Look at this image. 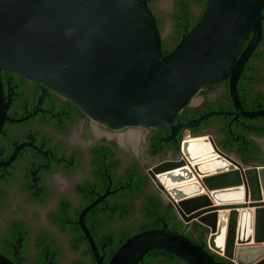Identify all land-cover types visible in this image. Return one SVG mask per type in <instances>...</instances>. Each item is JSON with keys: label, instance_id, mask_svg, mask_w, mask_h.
I'll use <instances>...</instances> for the list:
<instances>
[{"label": "water", "instance_id": "water-1", "mask_svg": "<svg viewBox=\"0 0 264 264\" xmlns=\"http://www.w3.org/2000/svg\"><path fill=\"white\" fill-rule=\"evenodd\" d=\"M263 9L264 0H207L196 25L165 53L148 0H0V79L2 71L17 73L99 124L163 128L170 139L222 114L175 122L201 90L224 80L236 115L264 116L245 112L237 91L262 41ZM148 174L182 223L208 229L205 243L163 223L128 238L108 264H140L154 250L186 264H222L215 255L264 264V166L233 159L208 135H191L182 137L176 157ZM89 210L79 224L97 263L105 264L83 221ZM0 264L14 263L0 254Z\"/></svg>", "mask_w": 264, "mask_h": 264}, {"label": "flooded vegetation", "instance_id": "flooded-vegetation-1", "mask_svg": "<svg viewBox=\"0 0 264 264\" xmlns=\"http://www.w3.org/2000/svg\"><path fill=\"white\" fill-rule=\"evenodd\" d=\"M161 1L148 0V5L162 43L173 50L196 25L207 0H169V8L159 13ZM0 80V254L14 264H98L79 224L87 208L84 224L108 264L115 245L146 221L143 208L151 199L159 200L164 211L172 206L148 171L176 157L183 136L208 135L233 159L264 164V116L236 115L228 80L201 90L189 105L199 109V117L222 114L181 129L175 139L163 128L99 124L53 89L17 73L2 71ZM237 91L245 112L264 111V20L262 41ZM155 130L169 131L159 152H154ZM130 174L140 178L136 185ZM145 178L147 184L141 181ZM129 207L134 212L125 218ZM172 262L180 264L175 258Z\"/></svg>", "mask_w": 264, "mask_h": 264}, {"label": "trees", "instance_id": "trees-1", "mask_svg": "<svg viewBox=\"0 0 264 264\" xmlns=\"http://www.w3.org/2000/svg\"><path fill=\"white\" fill-rule=\"evenodd\" d=\"M199 21V20H198ZM180 42V40H177V44ZM176 44V45H177ZM163 50L165 53H169L172 50L169 49L168 45L166 43L163 44ZM199 113V109L192 108L190 106L186 107L178 116L181 119L180 121L186 123L188 121L197 119ZM179 118L176 119V122H179ZM157 136L154 138V152H159V144L164 141V137L169 134V131H161V130H155ZM180 145L178 146V148ZM117 166V164H115ZM135 178L134 184L138 182L140 179L137 177V175L133 176V174H130V179ZM143 183L147 184L149 182V179L145 178L144 180H141ZM134 212V209L132 207H129L126 210V213L124 215L125 218L130 217ZM143 213L146 217V221L144 223H141L137 226L136 230H131L128 232L126 237L120 241L117 245H115L112 254L109 256L108 261L111 259V257L114 255V253L119 249V247L130 237L133 235L140 233L142 231L150 230V229H161L163 227V223H166L168 225V228L172 231L178 232L187 238L191 239L197 244H203L205 243V237L208 234V229L201 224L194 222L192 224H184L181 222H177V217L174 213L173 206H170L169 211H164L162 209L161 202L159 200L151 199L149 203L143 208ZM155 258L162 260L163 262L168 264H173L172 260L175 258L177 262L180 264H186L179 258L175 257L174 255L161 251V250H154L151 251L149 254H147L144 259L146 261V264H151V262L147 261V258ZM217 261L221 262L222 264H234L231 261L226 260L225 258L221 256L215 257Z\"/></svg>", "mask_w": 264, "mask_h": 264}, {"label": "rangeland", "instance_id": "rangeland-1", "mask_svg": "<svg viewBox=\"0 0 264 264\" xmlns=\"http://www.w3.org/2000/svg\"><path fill=\"white\" fill-rule=\"evenodd\" d=\"M169 8V0H162L158 3L156 9L159 13L166 11Z\"/></svg>", "mask_w": 264, "mask_h": 264}, {"label": "bare ground", "instance_id": "bare-ground-1", "mask_svg": "<svg viewBox=\"0 0 264 264\" xmlns=\"http://www.w3.org/2000/svg\"><path fill=\"white\" fill-rule=\"evenodd\" d=\"M196 151L197 150H199L200 151V149H199V147H197V149H195ZM240 194H238V193H236V194H234V196H233V198H240Z\"/></svg>", "mask_w": 264, "mask_h": 264}, {"label": "crops", "instance_id": "crops-1", "mask_svg": "<svg viewBox=\"0 0 264 264\" xmlns=\"http://www.w3.org/2000/svg\"><path fill=\"white\" fill-rule=\"evenodd\" d=\"M255 166V165H254ZM256 166H264V164L263 165H256Z\"/></svg>", "mask_w": 264, "mask_h": 264}]
</instances>
